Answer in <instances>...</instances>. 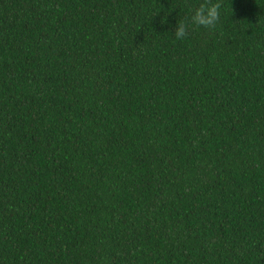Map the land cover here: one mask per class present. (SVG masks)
<instances>
[{
    "label": "trees",
    "instance_id": "trees-1",
    "mask_svg": "<svg viewBox=\"0 0 264 264\" xmlns=\"http://www.w3.org/2000/svg\"><path fill=\"white\" fill-rule=\"evenodd\" d=\"M202 2L0 0V264H264V0Z\"/></svg>",
    "mask_w": 264,
    "mask_h": 264
},
{
    "label": "clouds",
    "instance_id": "clouds-1",
    "mask_svg": "<svg viewBox=\"0 0 264 264\" xmlns=\"http://www.w3.org/2000/svg\"><path fill=\"white\" fill-rule=\"evenodd\" d=\"M222 4L219 0H203L200 5L192 11L190 19L177 22L174 35L178 40L185 39L193 26L214 28L221 17Z\"/></svg>",
    "mask_w": 264,
    "mask_h": 264
}]
</instances>
